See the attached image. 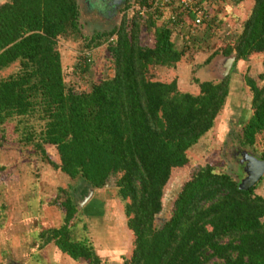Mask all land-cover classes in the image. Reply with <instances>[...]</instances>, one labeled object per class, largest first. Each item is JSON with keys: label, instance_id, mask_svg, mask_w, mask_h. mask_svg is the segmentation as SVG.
Here are the masks:
<instances>
[{"label": "trees", "instance_id": "16d2710c", "mask_svg": "<svg viewBox=\"0 0 264 264\" xmlns=\"http://www.w3.org/2000/svg\"><path fill=\"white\" fill-rule=\"evenodd\" d=\"M151 1L132 0L121 7L118 25L82 35L77 0H0V147L14 136L32 146L66 178L67 188L79 179L100 189L111 177L132 236L121 264H264V198L253 193L255 185L238 189L228 171L210 165L192 171L168 216L156 221L170 171L188 163L187 150L212 127L230 89L228 72L193 78L196 93L180 91L174 79H152L155 69L173 68L184 51L196 48V28L209 19L190 32V12H177L173 22L160 20L158 11L143 18L125 13ZM148 33L152 44H142L140 34ZM58 38L80 40L73 72L82 76L92 65L91 51L105 43L109 73L88 80L84 89L65 83ZM263 52L264 0H252L239 32L204 64L233 56L230 71L235 62ZM261 67L254 78H244L250 113L237 143L264 161V58ZM45 146L54 148L56 162ZM68 190L62 201L51 202L62 218L50 241L76 263L103 264L86 239L69 235L77 211Z\"/></svg>", "mask_w": 264, "mask_h": 264}, {"label": "rangeland", "instance_id": "374dc122", "mask_svg": "<svg viewBox=\"0 0 264 264\" xmlns=\"http://www.w3.org/2000/svg\"><path fill=\"white\" fill-rule=\"evenodd\" d=\"M251 4L252 0H215L207 3L206 17L209 20L206 26L196 28V48L184 51L173 68L155 69L152 79L163 82L174 79L180 91L196 93L193 78L202 80L221 76L220 71L209 70L213 61L220 56L213 58L208 65L204 64V60L213 51L230 43L233 35L239 32L240 23L247 16ZM169 10H161L160 14L167 15L166 11ZM140 17H145V13ZM120 18L121 11L106 23L96 22L93 18L86 19L84 14L79 12L78 22L82 35H86L93 30L108 31L118 25ZM89 21L95 26L91 27ZM140 42L151 45V34H140ZM79 45V39H57L64 82L71 83L77 89H84L88 80L96 82L109 73L108 56L104 43L91 51L92 65L89 72L84 76L78 72L74 73V64L81 54L77 51ZM263 58L264 52L252 54L245 61L235 62L228 71L230 94L215 117L212 127L187 150L188 163L170 171L162 190L161 211L156 218L157 222L168 216V210L181 184L197 168L210 165L215 172H230L233 178H236L237 174L241 179L245 176L241 165L231 159L229 147L237 145V133L250 113V94L244 78H254L261 72ZM6 130L9 131L8 128ZM239 147L240 153L245 151L252 155L249 148L240 145ZM44 148L49 158L56 162L54 148ZM258 149L259 147L253 153L256 154ZM79 183L77 179L72 182L74 189L67 188L66 178L42 161L34 153L32 146L16 143L15 136L6 146L0 147V237L5 238L3 249L0 247V261L7 255L8 264H27L24 263L26 256L29 259L28 264H84L71 263L72 260L62 253L56 261L52 260L50 255L58 253L59 250L54 243L47 244L51 242L49 232L59 229L62 218L56 204L51 202L62 201L63 190L77 191ZM111 185L110 183L106 188L93 189L85 204L79 210L75 208V225L71 227L69 235L72 239H86L96 254L101 256L103 264H121L122 258H127L130 254L132 236L125 226L123 202L115 197ZM253 193L264 198V174L256 182ZM262 222L264 223V218Z\"/></svg>", "mask_w": 264, "mask_h": 264}, {"label": "water", "instance_id": "95a60500", "mask_svg": "<svg viewBox=\"0 0 264 264\" xmlns=\"http://www.w3.org/2000/svg\"><path fill=\"white\" fill-rule=\"evenodd\" d=\"M83 1V0H78ZM105 1V6L109 7L111 10L119 8L120 5L122 6L124 0H101ZM92 2V1H91ZM79 12L82 13L81 5L79 4ZM108 21V20H107ZM107 21H102L106 23ZM233 61V56H229L224 59L223 65H222V71L221 76H225L227 72L229 71L231 64ZM241 161H245V165L243 167V172L245 173V176L238 182V189L240 190H246L256 184V182L260 179V177L264 174V161L256 158L255 156L247 154L245 151L242 152ZM80 181V186L78 190L72 194V201L75 205L76 210H79V208L85 204V202L91 197V194L93 192V188L90 187L88 184L84 183L82 180ZM112 178L109 177L106 184L103 185V188H106L109 186V184H112Z\"/></svg>", "mask_w": 264, "mask_h": 264}, {"label": "built area", "instance_id": "2783aa9c", "mask_svg": "<svg viewBox=\"0 0 264 264\" xmlns=\"http://www.w3.org/2000/svg\"><path fill=\"white\" fill-rule=\"evenodd\" d=\"M211 1L212 0H152L150 6L146 9L140 8L137 5H131L126 9L125 13L128 16L134 12H137L138 15H143L146 12L158 11L161 13V10L170 9L169 11H166L168 12L167 15L159 14V19L173 22L176 20L175 16L177 15V12H179L181 16L186 12H190L193 14L192 25L185 27L192 32V27L197 26L202 19L206 18V4ZM178 24L181 25V22Z\"/></svg>", "mask_w": 264, "mask_h": 264}, {"label": "flooded vegetation", "instance_id": "af4514ba", "mask_svg": "<svg viewBox=\"0 0 264 264\" xmlns=\"http://www.w3.org/2000/svg\"><path fill=\"white\" fill-rule=\"evenodd\" d=\"M92 1V2H91ZM126 3H128L127 0H124L122 6L120 5L119 8L113 9L111 10L109 7L105 6L104 4L105 1H101V0H83L80 1V5H81V9H82V14H84L85 18L89 19V18H93L96 22H102L107 21V20H111L116 14L119 13V11H121V7H123V5H125ZM78 7H79V1L77 3ZM87 22V21H86ZM90 26L93 27L95 26L93 24L92 21H89ZM227 57H219V59L214 60L212 63V67L211 71H222V65H223V61L224 59ZM229 154L231 156V159L237 163L238 165L240 164V168L243 170V167L245 165V161H241L240 157H242V153L241 152V147H239V143H237V145H233L229 147ZM237 182H239L241 180V177H239V174H237L236 178H234Z\"/></svg>", "mask_w": 264, "mask_h": 264}, {"label": "crops", "instance_id": "0c3cea01", "mask_svg": "<svg viewBox=\"0 0 264 264\" xmlns=\"http://www.w3.org/2000/svg\"><path fill=\"white\" fill-rule=\"evenodd\" d=\"M215 1V0H214ZM5 238L4 237H0V247H1V249H3V245H5V243H4V240ZM48 245L49 244H53V242L51 241V242H48L47 243ZM55 247V246H54ZM60 252L58 251V253H56V254H52V255H50V258H52V260H54V261H56L57 260V258H59V256H60ZM2 257V256H1ZM7 260H8V256L7 255H4L3 257H2V260L0 261V264H8L9 262H7ZM29 263V259L27 258V256H26V259L24 260V263ZM71 263H75L73 260H72V262ZM18 264V263H17ZM20 264V263H19Z\"/></svg>", "mask_w": 264, "mask_h": 264}]
</instances>
